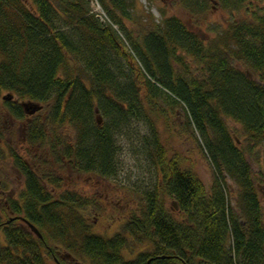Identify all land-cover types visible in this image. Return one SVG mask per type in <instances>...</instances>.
<instances>
[{"label": "trees", "instance_id": "trees-1", "mask_svg": "<svg viewBox=\"0 0 264 264\" xmlns=\"http://www.w3.org/2000/svg\"><path fill=\"white\" fill-rule=\"evenodd\" d=\"M98 1L110 23L91 14L87 0H0V91L13 95L3 108L17 120L31 119L25 144L41 153L39 159L29 150L11 153L24 189L20 202L9 197L2 208L16 218L2 226L0 264H264L258 191L264 167L255 172L247 158L264 164V11L205 40L175 16L150 26L135 18L128 0ZM244 1L179 5L198 15L217 4L239 11ZM125 21L139 22L136 37ZM162 96L172 111L180 106L185 127L202 138L212 168L210 194L179 156L166 155L153 117L155 110L166 113ZM20 101L43 105L45 117L27 116ZM129 120L150 125L149 160L160 182L143 194L139 213L107 237L95 233L86 217L94 202L62 187L49 169L113 177L115 133ZM228 120L239 126L244 146ZM64 126L75 139L61 137ZM226 177L237 188V211L227 201ZM166 196L179 218L166 210ZM20 217L38 228L41 240ZM130 239L150 244L151 252L127 259Z\"/></svg>", "mask_w": 264, "mask_h": 264}, {"label": "rangeland", "instance_id": "rangeland-1", "mask_svg": "<svg viewBox=\"0 0 264 264\" xmlns=\"http://www.w3.org/2000/svg\"><path fill=\"white\" fill-rule=\"evenodd\" d=\"M92 0H87L91 14L98 10V0H95L93 5ZM135 4L132 13L136 14L135 18L142 20V23L158 24L162 18L175 16L186 26L205 40H212L219 33L223 32L232 22L245 20L251 17L253 12L264 11V0H245L244 8L235 10H224L217 5L211 10L204 13L193 15L179 5V0H128ZM100 4V3H99ZM101 6V5H100ZM102 8V7H101ZM104 10V9H103ZM97 13V12H96ZM99 15V13H97ZM106 14V13H105ZM97 17V15L95 14ZM108 19V16L106 14ZM104 18V17H103ZM100 19V18H99ZM106 19V21H107ZM139 22L125 21L127 32H133L136 37ZM114 29L119 33L120 37L128 45L124 39L123 33L114 25ZM195 64H191L193 70ZM11 94L8 91H0V212H3L6 207L7 198H12L19 201L20 194L24 189V178L13 163L11 153L18 152L24 155L25 152H32L39 159L41 153L34 146L28 147L25 144V133L28 122L31 119L17 120L9 115L4 107V99L2 96ZM170 101L167 97L162 96L159 99V105L166 113L155 110L153 117L156 123V132L162 142L166 155L171 157L177 155L182 160V166L193 172L201 180L205 186V190L210 194L211 185L213 183L212 168L210 162L202 149V138L193 130L192 127H185L184 112L180 106L170 107ZM159 107V108H160ZM37 114L45 117L44 110ZM101 117V116H100ZM100 123H106L104 117L98 118ZM228 128L233 133V136L238 139L240 145H245L242 135L239 133V126L233 122L227 121ZM150 125L142 120H129L128 124L115 133V141L117 145L116 167L118 173L113 177L101 178L94 175L77 174L68 167L60 169H49L54 172L62 180V187L73 190L84 198L93 201L92 208L86 211V217L92 224L93 231L104 236H112L121 231L124 221L131 214L139 213L143 203V194L150 190L154 183L160 182V175L156 171V167L149 160L150 142ZM63 139H75V132L68 126L60 129ZM59 133V134H61ZM68 133V135H67ZM68 136V137H67ZM73 140V139H72ZM71 140V141H72ZM67 141V140H66ZM70 141V142H71ZM48 152L45 153L44 159H49ZM255 156V155H254ZM36 158V159H37ZM252 164L254 171L258 172L264 167V164L256 158L252 160L247 157ZM257 162V164L255 163ZM191 168V169H190ZM264 181V177L262 178ZM226 191L228 192V202L233 210L237 211L236 203V186L226 177ZM49 190H57L51 185H47ZM262 211L264 214V182L258 184ZM20 204V203H19ZM166 210L174 218H179L176 204L171 197H164ZM1 218V215H0ZM264 219V218H263ZM264 221V220H263ZM131 240L130 247L124 251L127 259L135 260L138 257L149 254L152 250L148 243H135ZM62 253V252H61Z\"/></svg>", "mask_w": 264, "mask_h": 264}, {"label": "water", "instance_id": "water-1", "mask_svg": "<svg viewBox=\"0 0 264 264\" xmlns=\"http://www.w3.org/2000/svg\"><path fill=\"white\" fill-rule=\"evenodd\" d=\"M8 98H11V96L7 95V96H3V99H8ZM22 107L23 109L25 110L26 114L28 115H33L34 113H36L37 111H39L42 106L37 104V103H34V102H23L22 103ZM22 219V222H25L26 224V228L29 230V232H31L35 237H37L38 239H42V234L41 232H39L38 228L33 225L32 223L30 222H27L26 219L24 218H21Z\"/></svg>", "mask_w": 264, "mask_h": 264}, {"label": "flooded vegetation", "instance_id": "flooded-vegetation-1", "mask_svg": "<svg viewBox=\"0 0 264 264\" xmlns=\"http://www.w3.org/2000/svg\"><path fill=\"white\" fill-rule=\"evenodd\" d=\"M5 204H7V200ZM0 215H1V218H0V233H1L2 226L4 224H8L9 222L13 221L16 217L9 211H6L4 213L0 212ZM0 239L2 240L1 236H0Z\"/></svg>", "mask_w": 264, "mask_h": 264}]
</instances>
